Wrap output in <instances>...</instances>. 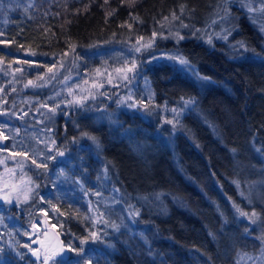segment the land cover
<instances>
[{
    "label": "trees",
    "instance_id": "1",
    "mask_svg": "<svg viewBox=\"0 0 264 264\" xmlns=\"http://www.w3.org/2000/svg\"><path fill=\"white\" fill-rule=\"evenodd\" d=\"M231 1L0 0V133L57 144L42 160L8 152L32 185L22 218L0 202V264H42L28 237L49 246L28 227L43 220L72 249L61 264H238L264 245V3ZM128 47L141 48L128 75L141 109L118 79L87 109L68 102L73 75ZM177 54L208 79L162 61ZM117 107L118 126L90 117Z\"/></svg>",
    "mask_w": 264,
    "mask_h": 264
},
{
    "label": "rangeland",
    "instance_id": "2",
    "mask_svg": "<svg viewBox=\"0 0 264 264\" xmlns=\"http://www.w3.org/2000/svg\"><path fill=\"white\" fill-rule=\"evenodd\" d=\"M234 3V0L231 1ZM259 3V2H258ZM254 3H250L252 5ZM263 7L259 4L257 11L261 10ZM255 11V12H257ZM249 14L251 12L248 11ZM185 30V29H184ZM188 31V28H186ZM179 35H181L179 33ZM190 35H192L190 33ZM185 37H191L189 35H185ZM173 39V38H172ZM174 41L177 42V39L174 38ZM184 40V39H183ZM136 51L131 47L127 48V53L125 54H119L118 57H116V60L114 62L115 65H111L109 69H105L104 72H99L96 74L91 75H73L74 77V86H72V91L65 92V96L68 97L69 101H71L70 104H73L77 107H86L88 108L89 105L95 100V99H102L104 98L105 92L104 90H109L111 92L112 89L117 88L119 85L117 82V79L120 81L121 84L124 82H127V85L129 84L128 88H126L127 96H131V99H127L131 101V104H135V108L141 109V105H138V100L134 98L131 91L133 88L131 87L135 83V78H128V75L130 72H127V69L131 67L132 61H136ZM163 62H173L168 57L162 58ZM161 62V61H160ZM130 65H129V64ZM143 63L141 62V65ZM187 70V69H184ZM188 71V70H187ZM127 77V79H125ZM143 89L145 88V85L143 84ZM59 96L63 98L64 94L60 93ZM120 108L117 107L114 109V111H108V110H102L99 113L92 114L90 117L95 121L98 125H112V126H118L117 122V112ZM133 114H136L133 112ZM167 124V122L164 119H159L158 122L155 121L156 125L163 126V124ZM6 128H8L7 124H4ZM1 134V133H0ZM7 136L5 133L2 134V136L6 139L12 138V148H14L15 152L19 153L20 151L25 152L26 154H29V156L34 157L38 160H42L44 157L48 156L49 153L52 150L53 145H57L56 141L50 144L47 142L45 145L44 141H39L38 143H34L30 137L26 138L25 141L20 140L18 137L13 136V132H9ZM15 153V155L17 154ZM12 161L9 159L7 161H0V202L6 203V206H17L19 203L17 202V199H20L21 194L25 191H27V188L31 186V181L29 179V176L25 171H23V164L20 160H14V165L11 163ZM251 192L254 191V189L250 188ZM95 196V195H94ZM96 197H93V200ZM90 202L89 207L91 212H95L92 204ZM92 214H96L92 213ZM44 225H47L46 220H43ZM30 226V225H29ZM37 235L40 232L39 227L36 229ZM67 246V245H66ZM68 249L72 253V249L67 246ZM53 247H40V261L42 262L44 255H51L53 252ZM31 251L28 252L30 254ZM72 256V255H71ZM80 257V254H76L72 259L70 264H76V261H78ZM38 260V259H37ZM238 264H264V245L260 248H258L254 253L252 252H241L238 259Z\"/></svg>",
    "mask_w": 264,
    "mask_h": 264
},
{
    "label": "snow or ice",
    "instance_id": "3",
    "mask_svg": "<svg viewBox=\"0 0 264 264\" xmlns=\"http://www.w3.org/2000/svg\"><path fill=\"white\" fill-rule=\"evenodd\" d=\"M132 2L134 3V0H132ZM261 2L264 3V0H261ZM105 3H107V0H105ZM239 3H240L241 8H247V10H248L249 12H253V11H254V9L250 6L251 0H239ZM223 12H224V15L221 17L222 20H223V19H226V18L230 15V9L227 7V3H225V6L223 7ZM108 15H112V13H108ZM172 18H173V19H178V17L175 16V13H173ZM165 19H167V17H166ZM214 23H215V21H214ZM181 26H182V27H188V25H184V24H182ZM260 30H261L262 32H264V24H262V25L260 26ZM197 31H199V30L197 29ZM156 35H157L156 32H153V33H152L153 38H155ZM184 38H185L184 36L179 35V33H176V39H177V41H179V40H183ZM221 38H223V39H227V36L225 35V36H223V37H221ZM141 39H143V38H141ZM208 42L211 43V37H209V41H208ZM238 44H239V47L244 48L245 50H247V49H246V46L244 45L243 42H238ZM147 46L150 47L151 44L149 43V45H147ZM134 50H135L136 52H140L141 48H140V47H135ZM168 58L171 59V60H173V61H175V62H176L177 64H179L180 66H182V70H183V69H187V70H189V71H192L193 75H196L197 79H199V80H207V79H208L207 77H201V76H199V75L195 72L194 66H192L191 63H190V61H189L188 59H186L185 57H183V56L177 54V55H175V56H171V55H170ZM136 67H137L136 62H135V60H133V61H132V64H131V67L128 68L127 71L131 72V71H133L134 69H136ZM125 79H127V77H125ZM29 83H31V82H29ZM128 99H131V96H129ZM120 102H123V100H121ZM194 103H195L194 100H191V99H190V100H187V101H185V107L188 106V105H190V104H194ZM128 106H129V107H135V104L133 103V104H130V105H128ZM172 111H173V112H177L176 109H172ZM0 114H2V113H0ZM177 115H179V113H177ZM168 123L171 124V123H173V122H172V121H168ZM174 127H175V125H174ZM0 135H2V134H0ZM89 138L92 139L94 142H96V143H97V147H99V144H98V142L96 141V138H95V137H89ZM5 139H6V137H5ZM63 154H64L63 152H59V153H58V155H61V156H62ZM51 158H52V159H55V157H51ZM33 163H35V161H33ZM40 166H44V167H46V165H40ZM242 195H243V193H242ZM138 214H139L138 210L135 211L134 213H132V215H134V216H135V215H138ZM241 215H248V214L242 212ZM252 216H253V217L256 216V213H255L254 211L252 212ZM113 227L117 228V230H118V226L114 225ZM92 237H93V239H95V238H96V234H95V233H92ZM260 239L264 240V236L260 237ZM86 242H87L86 239L81 240V244H84V243H86ZM30 250H31V249H30ZM82 251H83V249L80 250V252H82ZM78 254H79V253H78ZM33 255L36 256L38 260L40 259V256L38 255V252H37V251H33ZM58 255H59V253H56V252H52L51 255H44L43 260H42V264H49L50 261H51V264H61V261H58V260L56 259V257H57Z\"/></svg>",
    "mask_w": 264,
    "mask_h": 264
},
{
    "label": "water",
    "instance_id": "4",
    "mask_svg": "<svg viewBox=\"0 0 264 264\" xmlns=\"http://www.w3.org/2000/svg\"><path fill=\"white\" fill-rule=\"evenodd\" d=\"M7 146V141L5 138L0 135V149H5ZM11 207V206H10ZM40 224L41 231L45 232L44 242L47 246L52 245L53 252L59 253L56 257L57 260L65 263L70 258V251L65 245L62 236L58 232V230L53 226H45L42 221H36ZM33 250L30 252V257L32 260H37V257L33 255V251H37L39 255V240L33 239L30 243Z\"/></svg>",
    "mask_w": 264,
    "mask_h": 264
},
{
    "label": "flooded vegetation",
    "instance_id": "5",
    "mask_svg": "<svg viewBox=\"0 0 264 264\" xmlns=\"http://www.w3.org/2000/svg\"><path fill=\"white\" fill-rule=\"evenodd\" d=\"M6 141H7V143H8V139H5ZM10 151H13L14 152V148H11V147H6L5 149H0V161H7V160H11L12 162V165H14V160L16 159V156H15V154L14 153H8V152H10ZM22 163V162H21ZM23 164V163H22ZM24 167V166H23ZM23 169V171H25L24 170V168H22ZM6 211H8V212H10V213H14V214H16L17 216H20L21 218H22V214L19 212V211H17L16 209H14V207L13 206H11L10 207V205H8L7 206V208H6ZM37 227H39V230L41 231V227H40V224L39 223H37L36 221H34L31 225H30V227H28L29 228V230L31 231V232H36V229H37ZM43 232V231H42ZM44 236H45V232H43V240H44ZM28 239L31 241V240H33V239H38V238H34V233L32 234V235H30L29 237H28ZM39 240V239H38ZM45 243V242H44ZM39 248V253H40V247H42L41 246V243H40V240H39V246H38ZM49 247H52V245L51 246H49ZM32 250H33V248H32ZM31 250V251H32Z\"/></svg>",
    "mask_w": 264,
    "mask_h": 264
},
{
    "label": "bare ground",
    "instance_id": "6",
    "mask_svg": "<svg viewBox=\"0 0 264 264\" xmlns=\"http://www.w3.org/2000/svg\"><path fill=\"white\" fill-rule=\"evenodd\" d=\"M66 245V244H65ZM68 248V247H67ZM70 251V250H69ZM30 255V254H29ZM70 255H71V252H70ZM34 261H36V260H34Z\"/></svg>",
    "mask_w": 264,
    "mask_h": 264
}]
</instances>
